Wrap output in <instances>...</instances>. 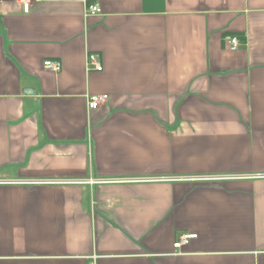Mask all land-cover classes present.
Wrapping results in <instances>:
<instances>
[{"label":"crops","instance_id":"crops-1","mask_svg":"<svg viewBox=\"0 0 264 264\" xmlns=\"http://www.w3.org/2000/svg\"><path fill=\"white\" fill-rule=\"evenodd\" d=\"M0 264H264V0H0Z\"/></svg>","mask_w":264,"mask_h":264},{"label":"built area","instance_id":"built-area-1","mask_svg":"<svg viewBox=\"0 0 264 264\" xmlns=\"http://www.w3.org/2000/svg\"><path fill=\"white\" fill-rule=\"evenodd\" d=\"M15 3L21 7L22 12L25 14H28L30 11V8L33 4H37L40 2H43V0H14ZM85 14L87 15H95L100 14V9L98 6H90L86 9ZM229 49L230 50H236L238 47V42L236 39H232L229 42ZM96 54H89L86 57V69L87 70H94L96 72L102 71V65L98 59ZM43 68L47 71L58 73L61 69V63L59 61H45L43 63ZM107 100V96H96L91 97L88 99L87 105L89 110H93L98 108L100 105H102ZM195 238V235H184L180 238V240L173 245V248H181L182 246H185L190 239Z\"/></svg>","mask_w":264,"mask_h":264}]
</instances>
